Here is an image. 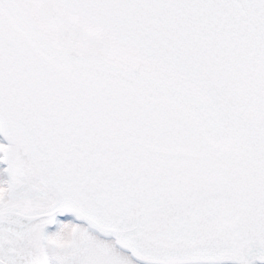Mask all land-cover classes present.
<instances>
[{"label": "snow or ice", "instance_id": "1", "mask_svg": "<svg viewBox=\"0 0 264 264\" xmlns=\"http://www.w3.org/2000/svg\"><path fill=\"white\" fill-rule=\"evenodd\" d=\"M0 264H264V0H0Z\"/></svg>", "mask_w": 264, "mask_h": 264}]
</instances>
